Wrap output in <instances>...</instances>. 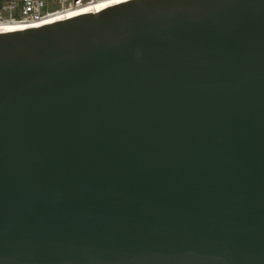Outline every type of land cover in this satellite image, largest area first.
Returning a JSON list of instances; mask_svg holds the SVG:
<instances>
[{
  "label": "water",
  "instance_id": "water-1",
  "mask_svg": "<svg viewBox=\"0 0 264 264\" xmlns=\"http://www.w3.org/2000/svg\"><path fill=\"white\" fill-rule=\"evenodd\" d=\"M0 264H264V0L0 34Z\"/></svg>",
  "mask_w": 264,
  "mask_h": 264
},
{
  "label": "built area",
  "instance_id": "built-area-1",
  "mask_svg": "<svg viewBox=\"0 0 264 264\" xmlns=\"http://www.w3.org/2000/svg\"><path fill=\"white\" fill-rule=\"evenodd\" d=\"M106 2L107 0H0V33L14 34L35 30L77 17L93 15L88 14L93 11L104 12L105 8L100 10L102 6H99ZM119 5L122 4L117 6Z\"/></svg>",
  "mask_w": 264,
  "mask_h": 264
},
{
  "label": "bare ground",
  "instance_id": "bare-ground-1",
  "mask_svg": "<svg viewBox=\"0 0 264 264\" xmlns=\"http://www.w3.org/2000/svg\"><path fill=\"white\" fill-rule=\"evenodd\" d=\"M126 1H127V3H128V1H137V0H107V2L106 3H104V4H101L99 7H101L102 6V8H100V10L101 9H103V8H105V9H103V11H106V9H109V8H111V7H115V6H117L118 4H124V2L126 3ZM115 4H117V5H115ZM115 5V6H114ZM102 12V11H101ZM100 12V13H101ZM96 13H98L97 11L96 12H90V13H88V14H93V15H95ZM0 34H2V33H0Z\"/></svg>",
  "mask_w": 264,
  "mask_h": 264
}]
</instances>
